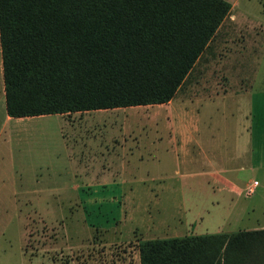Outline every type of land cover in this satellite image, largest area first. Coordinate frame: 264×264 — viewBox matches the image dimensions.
I'll list each match as a JSON object with an SVG mask.
<instances>
[{
	"label": "rangeland",
	"instance_id": "374dc122",
	"mask_svg": "<svg viewBox=\"0 0 264 264\" xmlns=\"http://www.w3.org/2000/svg\"><path fill=\"white\" fill-rule=\"evenodd\" d=\"M226 1L168 102L0 128V264H138L139 240L264 228V0ZM2 92L0 62L4 114ZM238 132L262 166L231 160ZM184 134L204 150L190 164L172 153ZM222 161L243 168L220 188Z\"/></svg>",
	"mask_w": 264,
	"mask_h": 264
},
{
	"label": "trees",
	"instance_id": "16d2710c",
	"mask_svg": "<svg viewBox=\"0 0 264 264\" xmlns=\"http://www.w3.org/2000/svg\"><path fill=\"white\" fill-rule=\"evenodd\" d=\"M226 0H0L5 113L168 102ZM138 264H264V228L139 240Z\"/></svg>",
	"mask_w": 264,
	"mask_h": 264
},
{
	"label": "crops",
	"instance_id": "0c3cea01",
	"mask_svg": "<svg viewBox=\"0 0 264 264\" xmlns=\"http://www.w3.org/2000/svg\"><path fill=\"white\" fill-rule=\"evenodd\" d=\"M1 95L3 96V92ZM3 102H4V98H3ZM0 119L2 122V124L0 125V128H2L4 126H6V124H9V127H11L12 120L17 119V118L7 116L5 113V109H4V114L2 111H0ZM244 131L247 132V130H244ZM172 141H173L172 144H174V139ZM189 145L196 147V149L192 152V154L190 152ZM250 145H251V137L249 135L247 137V135H243L242 133L238 132L236 135V138L234 140L233 150H232L229 157L231 158L232 161H235L238 159V157L240 155H244L247 158V160H245V162H244V163H247L246 164L247 167L250 169H255V168H258L259 166H262V165L260 164V162L258 160L256 162L252 163L253 159H252L251 151L248 149V147L250 148ZM173 148H174L172 151L173 154L175 153L176 155H178V154L181 155L184 158V160L187 158H190L189 160L187 159L184 161V163L187 162L189 164H190V162L193 161V159L197 155H202L204 153V150L199 149L198 141L195 138L191 137L189 134H184V136L182 137V148L181 149H175L174 146H173ZM175 151H177V152H175ZM205 152H206V154L203 157H205L206 159H209L210 156L207 154L208 152L207 151H205ZM100 155H102V154H100ZM12 165H14V164L12 163ZM234 165H236V166L234 167ZM13 168H14V166H12V169ZM242 168H243L242 165H237V164H234L231 162H223L222 161L221 163L214 162L212 167L209 166V168H207V171L209 172L210 175L213 174V175H215L216 178H218V181H216V184H218L220 186V188H222L223 185H221V184H226L225 182H228V183L234 185V183H236L235 181H237V180H236V176H233V174L237 172L236 169H242ZM15 172H16V170H15ZM206 173H204L205 176H207ZM12 192H13L12 195H14V191H12ZM214 233H219V232H214ZM205 234H212V233H205Z\"/></svg>",
	"mask_w": 264,
	"mask_h": 264
},
{
	"label": "built area",
	"instance_id": "2783aa9c",
	"mask_svg": "<svg viewBox=\"0 0 264 264\" xmlns=\"http://www.w3.org/2000/svg\"><path fill=\"white\" fill-rule=\"evenodd\" d=\"M255 181H253L252 183H251V186H249V188H248V191L249 192H252V188L255 186Z\"/></svg>",
	"mask_w": 264,
	"mask_h": 264
}]
</instances>
